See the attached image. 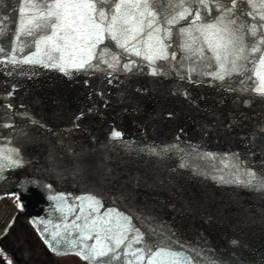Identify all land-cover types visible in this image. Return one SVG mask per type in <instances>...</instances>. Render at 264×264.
I'll return each mask as SVG.
<instances>
[{
  "label": "water",
  "instance_id": "water-1",
  "mask_svg": "<svg viewBox=\"0 0 264 264\" xmlns=\"http://www.w3.org/2000/svg\"><path fill=\"white\" fill-rule=\"evenodd\" d=\"M35 2L0 0V46L9 56ZM0 60V156L23 162L0 173V199L17 206L13 194L24 181L42 186L43 195L22 196L17 208L43 242L63 224L59 202L47 196L79 204L77 197L94 195L103 204L94 215L115 209L141 231L154 229L157 239L170 236L174 247L199 253L201 264L204 256L219 264H264V190L244 183L248 171L264 173V101L222 90L209 77L181 80L171 68L153 76L148 67L133 74L102 64L69 78L39 64L8 63L4 53ZM113 131L121 137L113 139ZM61 235L82 234L61 227Z\"/></svg>",
  "mask_w": 264,
  "mask_h": 264
},
{
  "label": "snow or ice",
  "instance_id": "snow-or-ice-1",
  "mask_svg": "<svg viewBox=\"0 0 264 264\" xmlns=\"http://www.w3.org/2000/svg\"><path fill=\"white\" fill-rule=\"evenodd\" d=\"M28 12L27 25L22 23L15 34L12 55L0 46L8 63L39 64L69 78L73 72L98 70L102 64L133 74L148 67L153 76L167 75L171 68L181 80L201 83L200 77H209L219 81L217 87L222 90L251 92L264 101V0H36L28 5ZM33 47L36 51L31 55L16 59L17 51L28 48L31 52ZM120 137L121 132L113 131V139ZM0 159L8 161L0 164V173L23 167L22 160L10 155ZM221 163L237 166L231 161ZM247 175L245 186L264 190V173L259 178L253 171ZM30 193L43 195L42 186L24 181L13 194L18 207L23 208L21 197ZM47 199L59 202L56 211L63 218V224L54 225L50 239L44 241L57 255L74 254L87 264H201L199 253L192 256V250H184L183 245L174 247L170 236L161 234L157 239L154 229L141 231L131 217L115 209L94 215L103 208L94 195L77 197L79 204H68L63 195ZM69 216H74L70 223ZM82 218L83 225L77 223ZM61 227L65 231L74 228L82 235L68 240L61 235ZM89 240L94 242L88 244ZM61 244L63 249L58 247ZM203 264L219 262L204 256Z\"/></svg>",
  "mask_w": 264,
  "mask_h": 264
},
{
  "label": "flooded vegetation",
  "instance_id": "flooded-vegetation-1",
  "mask_svg": "<svg viewBox=\"0 0 264 264\" xmlns=\"http://www.w3.org/2000/svg\"><path fill=\"white\" fill-rule=\"evenodd\" d=\"M0 264H86L77 256L52 254L25 218L11 215L0 224Z\"/></svg>",
  "mask_w": 264,
  "mask_h": 264
},
{
  "label": "bare ground",
  "instance_id": "bare-ground-1",
  "mask_svg": "<svg viewBox=\"0 0 264 264\" xmlns=\"http://www.w3.org/2000/svg\"><path fill=\"white\" fill-rule=\"evenodd\" d=\"M9 206L6 204L5 206H1L0 208V224L3 220L8 219V217H11V214L14 212V208L12 207L11 209H8ZM23 217H25L24 215H22ZM21 215H19L18 217H22ZM26 218V217H25Z\"/></svg>",
  "mask_w": 264,
  "mask_h": 264
}]
</instances>
